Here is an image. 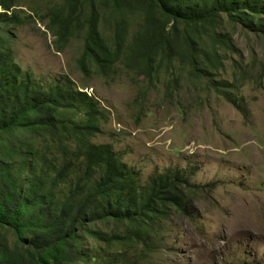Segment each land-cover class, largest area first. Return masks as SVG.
<instances>
[{
	"label": "trees",
	"instance_id": "obj_1",
	"mask_svg": "<svg viewBox=\"0 0 264 264\" xmlns=\"http://www.w3.org/2000/svg\"><path fill=\"white\" fill-rule=\"evenodd\" d=\"M18 2L0 0L8 25L22 22L12 12ZM66 3L48 28L58 41L84 32L77 63L86 75L119 65L152 86L179 67L206 78L234 47L226 19L264 41V0ZM6 43L0 35V264H101L114 248L127 256L149 245L174 211L189 212L200 186L179 170L142 183L112 145L93 143L107 118L99 102L71 86L35 84Z\"/></svg>",
	"mask_w": 264,
	"mask_h": 264
},
{
	"label": "rangeland",
	"instance_id": "obj_2",
	"mask_svg": "<svg viewBox=\"0 0 264 264\" xmlns=\"http://www.w3.org/2000/svg\"><path fill=\"white\" fill-rule=\"evenodd\" d=\"M66 1L19 0L12 12L22 22L10 25L0 9L15 63L35 84L94 97L107 118L93 143L112 145L142 183L179 170L201 187L189 212L163 218L149 245L127 256L114 248L101 264H264V41L226 19L234 47L206 78L179 67L152 86L119 65L86 75L77 63L84 32L58 41L48 28L53 9L68 12Z\"/></svg>",
	"mask_w": 264,
	"mask_h": 264
}]
</instances>
